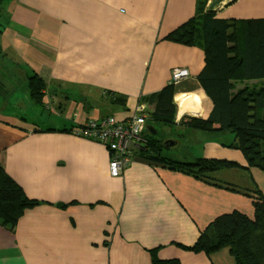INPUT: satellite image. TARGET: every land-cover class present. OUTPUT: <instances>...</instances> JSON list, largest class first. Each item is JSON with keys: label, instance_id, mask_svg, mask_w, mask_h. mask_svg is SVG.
I'll use <instances>...</instances> for the list:
<instances>
[{"label": "crops", "instance_id": "1", "mask_svg": "<svg viewBox=\"0 0 264 264\" xmlns=\"http://www.w3.org/2000/svg\"><path fill=\"white\" fill-rule=\"evenodd\" d=\"M213 5L220 17H264V0ZM213 5L208 0L207 9ZM195 7L196 0L4 4L0 56L7 67L0 68V88L15 82V67L25 85L37 74L45 82L43 106L56 117L41 125L30 123L11 109L6 97L0 98L10 106L0 108V162L29 197L43 201L25 210L13 230L0 225V264H150L148 250L155 247L160 258H178L181 264H235L227 249L209 256L178 244H194L222 213L239 210L253 218L249 196L136 158L121 174L112 175L108 148L68 131L92 118L129 117L141 96L169 83L175 67L189 71L175 84L176 95H203L196 79L203 51L172 39ZM106 91L126 95V107L112 105ZM110 105L118 109L103 110ZM184 123L176 120L168 138L157 136L163 154L176 159L172 148L196 139L199 150L190 146L192 155L185 157L228 160L224 154L230 148L220 131H195ZM158 127L151 130L147 123L144 132L157 135ZM236 139L242 154L232 160L247 164L242 144L249 140L242 134ZM237 182L257 187L247 178Z\"/></svg>", "mask_w": 264, "mask_h": 264}, {"label": "trees", "instance_id": "2", "mask_svg": "<svg viewBox=\"0 0 264 264\" xmlns=\"http://www.w3.org/2000/svg\"><path fill=\"white\" fill-rule=\"evenodd\" d=\"M9 1L0 0V14ZM207 2L196 0L194 15L172 39L203 51L204 65L196 79L203 92L200 96L210 102L211 108L205 118L190 117L185 123H179L195 131L229 130L235 137L244 135L246 141H250H243L242 144L249 162L241 164L235 160L204 156L191 161L176 160L160 151L162 144L159 138L148 131L145 133L147 144L135 152L134 158L249 196L254 208L253 218L239 210L222 213L200 231L194 244L178 245L209 256L227 249L235 264H264V192L260 187L248 188L214 175L224 168L248 170L255 167L264 171V17H220L217 12L207 9ZM28 88L35 103L43 106L44 80L32 74ZM106 93L112 104L126 107V95L111 91ZM175 95L176 86L169 82L156 92L139 98V103L146 105V122L151 130L159 124L175 127ZM41 203L43 201L29 197L0 162V225L13 230L25 210ZM68 204L56 203L59 207ZM148 251L150 264H181L178 258H160L156 247Z\"/></svg>", "mask_w": 264, "mask_h": 264}, {"label": "built area", "instance_id": "3", "mask_svg": "<svg viewBox=\"0 0 264 264\" xmlns=\"http://www.w3.org/2000/svg\"><path fill=\"white\" fill-rule=\"evenodd\" d=\"M187 76H189V71L186 67H175L171 70L169 82L177 84ZM177 96H175V99ZM203 100L210 104L208 100ZM176 103L178 106L177 119L192 116L191 111L193 110L191 108L195 106L192 107L187 103L180 105L177 101ZM208 114L209 112L198 115L205 118ZM146 120V105L138 103L135 111L127 118L121 119L113 114L101 118H92L86 124L71 128L69 132L105 145L110 152V173L116 176L131 164L136 150L146 144L147 140L143 135V133L145 134Z\"/></svg>", "mask_w": 264, "mask_h": 264}, {"label": "rangeland", "instance_id": "4", "mask_svg": "<svg viewBox=\"0 0 264 264\" xmlns=\"http://www.w3.org/2000/svg\"><path fill=\"white\" fill-rule=\"evenodd\" d=\"M212 7H215V6L213 5ZM215 8L217 9V5ZM2 59H3V57L0 56V68L6 69L7 65H4L5 63L2 61ZM13 71H15L16 75H13L12 73H11V75H13L15 77V82L14 83L10 82L8 89L3 90L2 88H0V98L6 97V99L9 102L13 103V106L11 107V109L13 111H15L16 113H18L19 115H21V117L26 118L27 121L30 123H36V124L41 125V124H44L46 122V120H45L46 118H50V119L55 118L56 116L53 115L49 111V107H45V105L40 106V105L36 104L35 101L32 99V97L30 96V93H29V88H27L28 83L25 85V83H23V79L22 80L20 79V77L22 76L21 75L22 74L21 69L18 67H15L13 69ZM112 105H110L108 109L104 108L103 110H108V111L114 112L116 109H118L117 105H114V106H112ZM7 107H10L9 104H5L4 100L0 99V108H3L4 110H6ZM146 112H147V109H146ZM190 117H182L180 119L176 118V120L178 122H180V121L184 122V121L188 120V118H190ZM158 129H159L158 133H157L158 137H161V138L170 137V127L169 126L164 125V124H159ZM219 137L225 143H228V146L230 148L229 151H227L224 154L225 157L228 158V160L237 159V157L239 159V156H240V154H242V151H241V149H239L238 146H235L237 144L239 145V141L236 139L235 134L230 132L229 130H223L221 132V135H219ZM181 139L184 141V138H181ZM183 143L184 144L179 145V147L172 148V151L175 153L178 152L177 153L178 155H176V157H177L176 160L191 161L192 159H194V157L193 158H187L185 156L186 155H192L191 151H190L191 150L190 146H195L194 151H195V153H197L196 150L197 149L199 150L200 142H198L195 139L190 143L187 142L188 144L186 143V141ZM146 144H147V142H146ZM185 144H187V146H185ZM228 156H232L233 158L228 157ZM196 157H199V155ZM214 175L217 178L229 181L231 183H237V184L240 183V185H243L244 183L237 182V181H239L242 178H247V180L249 182L253 181L257 185V187H260V185H261V187H264V171H262L258 168H255V167H250L248 170L224 168L221 171L214 173ZM241 175H243L244 177H242ZM246 187H250V186H246ZM262 191L264 192V190H262Z\"/></svg>", "mask_w": 264, "mask_h": 264}, {"label": "bare ground", "instance_id": "5", "mask_svg": "<svg viewBox=\"0 0 264 264\" xmlns=\"http://www.w3.org/2000/svg\"><path fill=\"white\" fill-rule=\"evenodd\" d=\"M221 3V0H210V4H216L217 2ZM225 1V0H224ZM223 3V2H222ZM177 102L180 103V105L183 104H189L191 105L193 108H191L193 111H191L192 114H207L210 111V104H208L207 102H205L198 93H194V94H187V93H183V94H179L176 99ZM200 116V115H198Z\"/></svg>", "mask_w": 264, "mask_h": 264}, {"label": "water", "instance_id": "6", "mask_svg": "<svg viewBox=\"0 0 264 264\" xmlns=\"http://www.w3.org/2000/svg\"><path fill=\"white\" fill-rule=\"evenodd\" d=\"M227 3H232V2H234L235 0H225ZM208 10H211V11H213V12H218V8L216 9L215 7H210V8H208ZM191 117H200V116H198V115H196V114H192V116ZM150 129V128H149ZM156 132L154 131L153 132V134H155ZM165 143L166 144H174V141L173 140H166L165 141Z\"/></svg>", "mask_w": 264, "mask_h": 264}, {"label": "clouds", "instance_id": "7", "mask_svg": "<svg viewBox=\"0 0 264 264\" xmlns=\"http://www.w3.org/2000/svg\"><path fill=\"white\" fill-rule=\"evenodd\" d=\"M211 108V107H210ZM210 112V111H209ZM177 118V117H176Z\"/></svg>", "mask_w": 264, "mask_h": 264}]
</instances>
